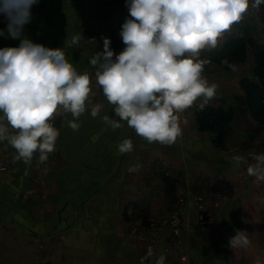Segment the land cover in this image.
I'll use <instances>...</instances> for the list:
<instances>
[{"label": "crops", "instance_id": "crops-1", "mask_svg": "<svg viewBox=\"0 0 264 264\" xmlns=\"http://www.w3.org/2000/svg\"><path fill=\"white\" fill-rule=\"evenodd\" d=\"M120 8L121 4L110 0H39L31 7L32 18L24 26L23 37L48 48H64L78 72L93 75L95 69L89 60L95 52L103 51L85 50L84 32L98 30L103 39H109L116 25L124 24L113 17ZM7 25L8 19L0 13V30L5 32L0 36V48L18 47L20 39L7 34ZM76 35L80 36L79 44L69 47ZM97 89L99 97L79 118L78 131H73L68 121L58 122L62 160L54 168L55 191L45 208L21 198L33 180L31 162L15 155L11 167L0 173V264H34L42 244L50 247L43 252L41 264H155L158 256L145 262V255L131 250L121 232L131 219L140 221L149 213L160 212L158 203L164 199L160 174L166 165H171V174L176 171L178 177L204 174L195 167L196 160L207 167L212 160L220 161V176L236 168L233 158L218 154L201 133L186 131L174 144L164 145L149 144L126 123L113 130L102 117L119 118L99 86ZM95 104H102V110L93 118L90 109ZM126 138L132 140L134 150L120 155L117 145ZM137 166V171H129ZM152 172L156 175L151 176ZM252 199L250 204L243 198L235 199L210 231L197 228L191 210L187 219L188 257L182 260L181 254H173L165 264H255L257 259L264 264V244L260 242L264 213L260 220V200ZM237 231L249 234L247 249L229 246Z\"/></svg>", "mask_w": 264, "mask_h": 264}, {"label": "clouds", "instance_id": "clouds-1", "mask_svg": "<svg viewBox=\"0 0 264 264\" xmlns=\"http://www.w3.org/2000/svg\"><path fill=\"white\" fill-rule=\"evenodd\" d=\"M38 2L0 0V13L8 19L7 34L20 39L18 47L0 48V142L15 150L16 159L30 163L38 154L43 164L57 150L56 117L70 113L73 120L68 126L78 131L79 118L88 110L92 78L77 71L64 48H48L23 37L31 7ZM261 5L264 0H126L131 19L119 33L125 48L114 54L110 39L104 38L103 52L89 60L96 84L119 118L105 115L103 121L113 130L126 123L149 144H174L183 135L182 115L198 100L203 110L218 94V85L203 74L209 61L200 58L201 51L215 49L250 8L259 10ZM79 41V35L73 36L68 46ZM222 63L235 70L226 59ZM101 110L102 104L93 105L91 117H98ZM133 150L129 138L117 145L120 155ZM233 160L240 165L244 157ZM253 160L247 174L264 183V154ZM250 244L246 231H237L229 240L233 250ZM165 260L160 255L155 264Z\"/></svg>", "mask_w": 264, "mask_h": 264}, {"label": "rangeland", "instance_id": "rangeland-1", "mask_svg": "<svg viewBox=\"0 0 264 264\" xmlns=\"http://www.w3.org/2000/svg\"><path fill=\"white\" fill-rule=\"evenodd\" d=\"M110 1L119 6L121 4V8L113 15L114 18L121 20L122 23L131 19L126 0ZM122 25L117 24V30L109 38L111 41L110 48L114 54H119L125 48L119 34ZM232 28H234L233 31L231 29L230 32L226 33L215 49H205L200 53L201 59L209 61L205 65L204 76L210 83L218 85L217 97L208 105L219 107L221 109L219 113L224 112L227 115L217 120L216 123H213L212 119L209 118L204 126L201 125L197 118L201 103L198 100L182 115L181 127L183 134L187 131L204 135L206 142L218 154L232 158L242 156L244 162L236 165L233 170L230 169L228 174L225 173L221 176L220 172L217 171L220 161L216 163L212 160L207 167L196 160L195 167L204 174H199L200 176L192 174L191 177H188V174L184 177H178L176 171L171 174L172 166L167 167L166 165L162 170L164 177L160 174L161 181L163 178L164 182L162 183L164 191L162 199H164L158 203L159 208H161L160 212L149 213L140 221L135 218L131 219V222L126 224L121 232L128 241L127 245L129 248L131 247V250L145 255V262H152L155 257L164 255L165 263H167L168 260L170 262V257L173 254L176 257L181 254L182 258L180 259H187L189 252L187 249L189 229L187 219L191 216V210L194 212L192 216L197 228L210 231L218 226L223 211L235 199L243 198L244 203L250 204L253 203L252 196H254L260 200L261 210L258 217L262 220L264 183L255 182V178L247 174V167L254 163V155L264 154V120L256 119L251 115L246 91L241 80L246 77L253 79L255 76L253 69L256 65V47L253 43H264V5H261L259 10L250 8L244 19ZM98 32L100 31L92 29L84 32L83 47L85 50L100 48L101 51L104 50L100 47V43L103 45V42H98L99 38L103 39L101 33ZM239 39L242 41L235 44ZM224 59L228 61V64L235 65V70L222 63ZM90 76L92 78V94L89 97L88 105L93 104L99 97L95 76L94 74ZM72 119L70 113L62 114L55 118L53 124L57 128L59 121L67 122ZM222 129H226V132L223 139L220 140V132L218 133V131ZM15 155V150L6 141L0 142V173L6 172L11 167ZM61 160L58 140L57 150L49 154L47 162L41 164L38 160V154L34 156L31 161V178L33 180L24 188L21 196L25 202L34 203L41 208H45L49 204L51 194L55 191L54 181L52 182L53 171ZM152 173L151 176L156 175L155 172ZM256 202L258 203V201ZM252 207L250 206V208ZM260 231V242L264 244V229L261 228ZM49 247L44 244L39 245L34 264H41L43 252L46 249L49 250Z\"/></svg>", "mask_w": 264, "mask_h": 264}, {"label": "trees", "instance_id": "trees-1", "mask_svg": "<svg viewBox=\"0 0 264 264\" xmlns=\"http://www.w3.org/2000/svg\"><path fill=\"white\" fill-rule=\"evenodd\" d=\"M240 41L242 39L236 41L235 44ZM253 45L256 47V65L253 69L255 76L253 79L248 77L243 78L241 84L246 91L251 115L256 119L264 120V43L254 42ZM220 111L221 109L219 107L212 105H207L203 110L199 107L197 118L203 126L209 118L212 119L213 123H216L217 120L227 115L224 112L220 114ZM219 132L221 140L224 137L226 129L219 130Z\"/></svg>", "mask_w": 264, "mask_h": 264}]
</instances>
